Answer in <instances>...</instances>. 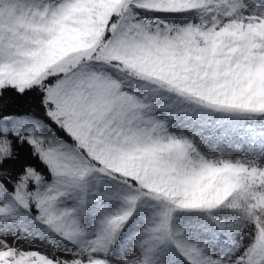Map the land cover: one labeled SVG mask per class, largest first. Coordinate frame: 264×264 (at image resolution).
<instances>
[{"label":"snow or ice","instance_id":"snow-or-ice-1","mask_svg":"<svg viewBox=\"0 0 264 264\" xmlns=\"http://www.w3.org/2000/svg\"><path fill=\"white\" fill-rule=\"evenodd\" d=\"M0 264H264V0H0Z\"/></svg>","mask_w":264,"mask_h":264}]
</instances>
